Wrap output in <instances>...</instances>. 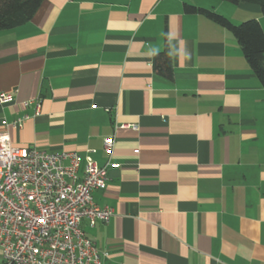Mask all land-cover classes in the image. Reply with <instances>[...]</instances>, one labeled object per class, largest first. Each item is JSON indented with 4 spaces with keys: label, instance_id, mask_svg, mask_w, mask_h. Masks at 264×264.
Listing matches in <instances>:
<instances>
[{
    "label": "crops",
    "instance_id": "crops-1",
    "mask_svg": "<svg viewBox=\"0 0 264 264\" xmlns=\"http://www.w3.org/2000/svg\"><path fill=\"white\" fill-rule=\"evenodd\" d=\"M186 5L264 28L247 2L43 0L0 30V93L13 97L0 135L93 150L108 169L92 195L113 215L81 223L103 264H264V87L233 34ZM166 48L171 78L155 68Z\"/></svg>",
    "mask_w": 264,
    "mask_h": 264
},
{
    "label": "built area",
    "instance_id": "built-area-1",
    "mask_svg": "<svg viewBox=\"0 0 264 264\" xmlns=\"http://www.w3.org/2000/svg\"><path fill=\"white\" fill-rule=\"evenodd\" d=\"M13 101L0 93V104ZM28 104V103H27ZM6 123V122H4ZM21 127L22 119L13 122ZM113 137L104 141L109 155ZM76 150L55 152L16 147L0 135V250L4 264H103L108 253L88 237L81 223L108 222L109 207L94 203L108 169Z\"/></svg>",
    "mask_w": 264,
    "mask_h": 264
},
{
    "label": "trees",
    "instance_id": "trees-1",
    "mask_svg": "<svg viewBox=\"0 0 264 264\" xmlns=\"http://www.w3.org/2000/svg\"><path fill=\"white\" fill-rule=\"evenodd\" d=\"M43 0H0V30L12 29L30 20ZM260 5L264 14V0H225ZM186 11L206 16L229 30L237 39L242 52L264 87V28L259 20L250 19L234 24L227 17L205 8L186 5ZM156 70L167 77L173 76L172 59L168 48L155 56Z\"/></svg>",
    "mask_w": 264,
    "mask_h": 264
}]
</instances>
